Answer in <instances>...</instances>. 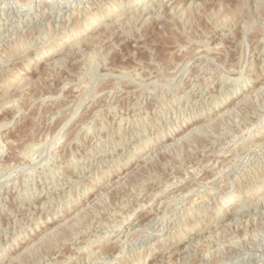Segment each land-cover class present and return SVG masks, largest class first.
<instances>
[{
  "label": "rangeland",
  "instance_id": "1",
  "mask_svg": "<svg viewBox=\"0 0 264 264\" xmlns=\"http://www.w3.org/2000/svg\"><path fill=\"white\" fill-rule=\"evenodd\" d=\"M0 10V264H264V0Z\"/></svg>",
  "mask_w": 264,
  "mask_h": 264
},
{
  "label": "bare ground",
  "instance_id": "2",
  "mask_svg": "<svg viewBox=\"0 0 264 264\" xmlns=\"http://www.w3.org/2000/svg\"><path fill=\"white\" fill-rule=\"evenodd\" d=\"M12 1V0H11ZM64 1V0H63ZM195 2V1H194ZM19 3V2H18ZM32 4V3H31ZM153 4V3H152ZM190 4H191V2H190ZM196 4V3H195ZM3 5V4H2ZM149 5V4H148ZM19 6H20V4H19ZM54 7H55V5H53ZM158 6V5H157ZM175 6V5H174ZM150 7V6H149ZM27 8V7H26ZM148 8V7H147ZM156 8V7H155ZM2 9V8H1ZM148 10V9H147ZM159 10V9H158ZM177 10V9H176ZM1 11V10H0ZM21 11H22V9H21ZM76 11V10H75ZM130 11V10H129ZM166 11V10H165ZM77 12V11H76ZM142 12V11H141ZM140 12V13H141ZM171 12V11H170ZM43 13V12H42ZM162 13H164V12H162ZM39 14V13H38ZM130 14V13H129ZM134 14V13H133ZM136 14V13H135ZM20 15V14H19ZM70 15V14H69ZM74 15H76V14H74ZM142 15V14H141ZM2 16V15H1ZM22 16V15H21ZM140 16V15H139ZM124 17V16H123ZM129 17H130V15H129ZM155 17V16H154ZM6 18V17H5ZM8 19V18H7ZM117 19V18H116ZM138 19V18H137ZM59 20V19H58ZM67 21V20H66ZM35 22V21H34ZM69 22V21H68ZM67 22V23H68ZM73 23V22H72ZM20 25H21V23H20ZM56 25V24H55ZM2 26V25H1ZM27 26V25H26ZM24 29V28H23ZM105 29V28H104ZM98 31V30H97ZM95 33V32H94ZM92 35V34H91ZM74 46V45H73ZM77 50V49H76ZM63 51H65V50H63ZM71 53V52H70ZM26 55V54H25ZM28 55V54H27ZM51 55V54H50ZM57 57V56H56ZM54 58V57H53ZM33 59V58H32ZM57 59V58H56ZM43 62V61H42ZM30 63V62H29ZM40 63V62H39ZM38 64V63H37ZM42 66V65H41ZM260 67V66H259ZM43 68V67H42ZM34 69V68H33ZM264 71V70H263ZM246 90V89H245ZM243 98V97H242ZM257 120H261V119H257ZM257 123V122H256ZM251 124V123H250ZM200 126V125H199ZM248 126V125H247ZM256 126V125H255ZM264 126V125H263ZM195 128H197V127H195ZM240 128V127H239ZM241 129V128H240ZM190 130H192V129H190ZM226 130V129H225ZM250 130V129H249ZM252 130V129H251ZM262 131V130H261ZM237 132V131H236ZM221 133V132H220ZM245 134H246V132H244ZM248 133V132H247ZM222 134V133H221ZM239 134H241V133H239ZM238 134V135H239ZM219 135V134H218ZM237 135V136H238ZM223 136V135H222ZM225 136V135H224ZM227 136V135H226ZM252 137V136H251ZM229 138V137H228ZM235 138V137H234ZM232 139H233V137H232ZM243 139V138H242ZM213 140V139H212ZM211 140V141H212ZM228 140V139H227ZM233 140H235V139H233ZM244 140V139H243ZM210 142V141H209ZM214 142V141H213ZM224 143V142H223ZM208 144V143H207ZM237 144V143H236ZM230 145V144H229ZM205 147V146H204ZM205 148H207V147H205ZM211 148V147H210ZM222 148V147H221ZM233 149H234V147H233ZM222 150V149H221ZM227 150V149H226ZM217 155V154H216ZM238 155H240L239 153H238ZM225 156V155H224ZM237 156V155H236ZM142 159V158H141ZM230 160V159H229ZM228 160V161H229ZM227 161V160H226ZM225 163V162H224ZM226 164H227V162H226ZM212 166V165H211ZM228 166V165H227ZM138 167V166H137ZM214 168V167H213ZM230 168V167H229ZM220 169V168H219ZM230 173V172H229ZM230 175V174H229ZM159 176V175H158ZM163 176H165V175H163ZM211 178V177H210ZM114 179V178H113ZM213 179V178H212ZM170 180V179H169ZM174 181H175V179H173ZM168 181V180H167ZM174 181H172V182H174ZM180 181V180H179ZM182 181V180H181ZM165 182V181H164ZM171 182V181H170ZM113 183H114V181H113ZM123 184H124V182H122ZM164 184V183H163ZM220 184V183H219ZM225 184V183H224ZM107 185V184H106ZM109 185H110V183H109ZM159 186V185H158ZM161 186V185H160ZM181 186V185H180ZM123 187V186H122ZM107 188V187H106ZM182 188V187H181ZM163 189V188H162ZM166 189V188H165ZM169 189H170V187H169ZM157 190H158V188H157ZM161 191V190H160ZM159 191V192H160ZM164 193V192H163ZM174 193V192H173ZM109 194V193H108ZM112 194V193H111ZM154 195V194H153ZM111 197V196H110ZM115 197V196H114ZM150 197V196H149ZM153 197V196H152ZM151 197V198H152ZM161 197V196H160ZM148 198V197H147ZM117 199V198H116ZM153 199V198H152ZM123 200V199H122ZM145 201V200H144ZM150 201V200H149ZM152 201V200H151ZM167 201V200H166ZM165 201V202H166ZM193 201V200H192ZM113 202H115V201H113ZM139 202V201H138ZM165 202H163V203H165ZM194 202V201H193ZM197 202V201H196ZM245 202V201H244ZM247 202V201H246ZM118 203V202H117ZM151 203V202H150ZM195 203V202H194ZM122 204V203H121ZM129 204V203H128ZM141 204V203H140ZM143 204V203H142ZM145 204H147V203H145ZM161 204V203H160ZM166 204V203H165ZM112 205V204H111ZM134 205V204H133ZM137 205V204H136ZM162 205V204H161ZM158 206V205H157ZM239 206H241V205H239ZM243 206V205H242ZM108 207V206H107ZM113 207V206H112ZM145 207V206H144ZM143 207V208H144ZM149 207V206H148ZM159 207V206H158ZM237 207V206H236ZM236 207H234V209L236 208ZM257 207H259V206H257ZM155 208V207H154ZM77 209V208H76ZM122 209V208H121ZM117 210V209H116ZM74 211H76V210H74ZM81 211V210H80ZM108 211V210H107ZM105 212V211H104ZM109 212V211H108ZM232 212H233V210H232ZM231 212V213H232ZM79 213V212H78ZM99 213V212H98ZM97 213V214H98ZM130 213V212H129ZM73 214V211L72 212H70L69 213V215H67V216H70V215H72ZM101 214H103V213H101ZM119 214H121V213H119ZM142 214V213H141ZM118 215V214H117ZM122 215V214H121ZM126 215V214H125ZM133 215V214H132ZM217 215V214H216ZM75 216V215H74ZM116 216V215H115ZM128 216V215H127ZM143 216V215H142ZM130 217V216H129ZM231 217V216H230ZM247 217V216H246ZM132 218V217H131ZM103 219V218H102ZM94 220V219H93ZM100 220V219H99ZM108 220V219H107ZM114 220V219H113ZM128 220V219H127ZM133 220V219H132ZM119 221V220H118ZM129 221V220H128ZM132 222V221H131ZM222 222V221H221ZM220 222V223H221ZM64 223V222H63ZM121 223V222H120ZM262 223V222H261ZM99 224V223H98ZM130 224V223H129ZM54 225V224H53ZM119 225V224H118ZM96 226V225H95ZM99 226V225H98ZM105 227V226H104ZM114 227V226H113ZM123 227V226H122ZM115 228V227H114ZM114 228H113V230H114ZM106 229V228H105ZM112 229V228H111ZM118 229V228H117ZM119 229H120V227H119ZM83 230V229H82ZM86 231V230H85ZM106 231V230H105ZM204 231V230H203ZM81 232V231H80ZM84 232V231H83ZM95 232V231H94ZM92 233V232H91ZM97 233V235H98V233L99 232H96ZM106 233V232H105ZM104 233V234H105ZM107 234V233H106ZM74 235V234H73ZM101 235V234H100ZM192 236H190V238H191ZM89 238V237H88ZM105 238V237H104ZM90 239V238H89ZM93 239V238H92ZM103 239V238H102ZM85 240V239H84ZM194 240V239H193ZM78 241V240H77ZM86 241V240H85ZM117 241V240H116ZM184 242V241H183ZM193 242V241H192ZM197 242V241H196ZM203 242V241H202ZM33 243V242H32ZM200 243V242H199ZM171 244V243H170ZM179 244V243H178ZM99 245V244H98ZM182 245V244H181ZM110 246H113V244H111ZM180 246V245H179ZM189 246V245H188ZM25 247V246H24ZM27 247V246H26ZM25 247V248H26ZM89 247V246H88ZM178 247V246H177ZM181 247V246H180ZM32 248V247H31ZM85 248V247H84ZM162 248V247H161ZM182 248V247H181ZM203 248V247H202ZM102 249H104V248H102ZM107 250V249H106ZM191 250V249H190ZM20 251V250H19ZM98 251V250H97ZM104 251V250H103ZM99 253V252H98ZM98 253H96L95 255H97ZM111 253V252H110ZM17 255H19V254H17ZM76 255V254H75ZM93 255V254H92ZM171 255H172V253H171ZM88 256H91V255H88ZM88 256H86V257H88ZM105 256V255H104ZM168 256V255H167ZM15 257H16V255H15ZM75 257V256H74ZM91 257H93V256H91ZM71 258V257H70ZM83 258V257H82ZM70 260V259H69ZM76 260V259H75ZM177 260V259H176ZM12 261V260H11ZM65 261V260H64ZM68 261V260H67ZM10 262V261H9ZM82 263V262H81Z\"/></svg>",
  "mask_w": 264,
  "mask_h": 264
}]
</instances>
